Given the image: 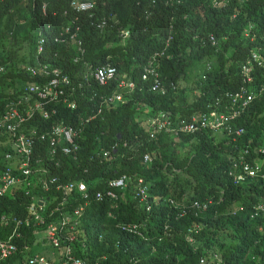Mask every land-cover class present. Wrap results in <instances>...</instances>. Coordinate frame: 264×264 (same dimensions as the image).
I'll use <instances>...</instances> for the list:
<instances>
[{"label":"trees","instance_id":"trees-1","mask_svg":"<svg viewBox=\"0 0 264 264\" xmlns=\"http://www.w3.org/2000/svg\"><path fill=\"white\" fill-rule=\"evenodd\" d=\"M68 1L0 0V110L5 109L6 102L12 103L25 82L31 81L25 74L27 65L43 75L53 69L65 73L81 61L94 67L110 62L117 72L116 78L103 86L92 78L82 79V66L76 68L65 87L57 81L55 88L68 91V98L79 103L93 120L83 124L80 136L74 137L75 148L83 150L77 164L71 162V152L59 151L51 141L37 140L42 151L52 150L60 164L58 175L47 173L46 179L58 187L70 184L64 199L35 182L28 188L19 182L11 194L0 197V216L6 221L0 219V238L11 233L15 219H29L27 226L16 227L19 230L22 226L24 230L20 231L26 238L12 237L17 251L0 260V264L26 263L31 257L45 254L43 246L48 240L40 237V232L50 222L59 228L64 226L62 218L70 216L67 206L54 210L57 201L80 208L71 240L74 246L87 245L76 252L82 264H197L200 258L211 262L208 264H264V220L249 217L259 179H237L244 163L249 164L254 157L264 161V65L255 66L251 58L258 46L264 55V43L243 36L262 26L263 15L258 11L261 0H230L221 10L212 6L216 0H155L153 12L146 19L143 14L148 9L147 0H139V5H135L138 0H107L98 6L97 12L112 14L116 26L128 28L126 37L118 36L115 27L99 30L91 26L85 13L75 14L67 9ZM235 8L236 16L231 18ZM172 14L175 22L168 29L167 16ZM182 14L188 17L186 24L181 20ZM73 26L78 28L79 48L63 31L67 27L72 32ZM206 30L214 31L213 43L202 46L200 36ZM167 34L171 35L168 57L161 55L151 74L152 65L147 63L150 50L157 36ZM119 40L120 45H109ZM73 56L79 61L73 63ZM121 74L132 83L131 88L117 90L121 91L122 102L106 103L96 111L92 101L81 99L88 94H108ZM240 75L253 96L238 122L250 139V146L239 160H234V166L232 161L228 163L208 153L210 141L204 139L205 133H193L176 142L163 136L147 139L142 114L136 107L145 111L147 106H157L189 114L202 109L205 100L211 102L224 90L235 87ZM156 79L164 81L163 96L149 90ZM60 96L67 99V93ZM17 109L21 112L20 107ZM61 120L76 124L67 114ZM17 135L0 134V171L5 164L3 155L13 156L9 144ZM112 141L117 142V147L111 160L107 164L93 163L82 175L80 170L88 165L90 153ZM183 147L186 150L180 152ZM146 153L150 158L143 160ZM163 166L181 168L185 176L162 185ZM260 170L264 172V166ZM120 174L125 176L123 184H112ZM74 175L83 181L81 190L73 186ZM140 180L149 198L156 196L160 186L163 195L177 200L195 196L211 203L195 216L191 212L174 216L177 208L173 204L160 206L157 211L142 210L141 204L146 201L140 200L136 192ZM38 198L45 200L46 208L36 203ZM31 203L36 209H44L42 223L36 224L27 214ZM236 207L238 210L233 212ZM73 219L68 223H73ZM35 229L38 233L33 235ZM136 231L138 236L134 235ZM253 239L257 240L254 245ZM211 252L217 253L219 262L212 261ZM47 258L55 260L52 256Z\"/></svg>","mask_w":264,"mask_h":264},{"label":"clouds","instance_id":"clouds-1","mask_svg":"<svg viewBox=\"0 0 264 264\" xmlns=\"http://www.w3.org/2000/svg\"><path fill=\"white\" fill-rule=\"evenodd\" d=\"M106 1L107 0H69L67 9L73 11L75 14L85 13L87 18L90 20V25L99 30H103L106 27H115L118 36L126 37L129 31L128 28L116 26L117 20L112 16V14H103L102 10L97 12L96 8L100 5H104ZM147 1L148 5H146L148 6V9L144 11V19L149 17L156 4L155 0ZM229 1L230 0H216L212 3V6L217 10H221L228 5ZM139 3V0L135 1V5H139ZM169 3L175 6L173 1ZM258 6V11L263 15L260 21L262 26L258 29H250L249 33L243 36L249 37L250 41L257 38L264 43V0H261ZM41 9L44 11L43 5L41 6ZM236 13L237 12L235 8L234 11L230 13V17L234 18ZM182 19L185 20L186 24L188 17L185 14H182L181 20ZM109 20L111 23H109ZM167 20L168 29H171L173 23L175 22V16L173 14L169 15L167 16ZM142 25L143 24L140 26ZM250 26L251 24H248V27ZM142 29L146 31L143 26ZM77 30L78 28L73 26L72 32H68V28L66 27V31L64 32L67 36H69V39L76 41L77 48H79L80 41L76 36ZM213 32L214 31L212 30L204 31L200 36V45L203 46L206 42L213 43ZM58 35H61V33L59 32ZM170 40V34H167L166 37L157 36L154 40L153 48L150 50V55L147 58L148 65H152V68L149 69V73L152 74L154 66V68L157 69L161 55L165 58L168 57L166 50H170ZM62 41L63 39L61 42ZM121 43L122 40L116 42L111 41L109 45L114 46L120 45ZM251 58L255 66L264 65V55L263 52L260 51L259 46L256 52H252ZM71 60L73 63L78 62L79 57L73 56ZM78 66H82V70L84 71L82 79H85L86 77L92 78L98 85H106L111 79L116 78L117 72L115 71L114 65L110 62H106L102 65L94 67L91 66L87 61H81ZM76 68H71L65 73H63V70L59 71L57 69H53L48 74L39 75L33 66H25V74L28 75L27 78L31 79V81L29 83L25 82L20 90V93L17 92L16 98L12 99V103L6 102L3 106L5 109L0 110V134L9 132L12 135L14 133H18L16 138L21 136L24 140L29 141L31 151L33 148V155H31L30 151L27 165L32 174H26L29 177L28 179L31 180V184L26 186L24 185V188L30 187L32 183L35 182L50 190L51 192H57L58 195L63 193V196L67 194L68 188H70V184H64L63 186L58 187L55 183H53L52 180L46 179L47 173L58 175L57 170L60 168V164L56 162L52 150L44 152L42 151L37 140L40 142H46L50 141L51 138H55V140L51 143L56 145L59 151H62L63 153L71 152V162L76 164L78 163L80 154L83 152V150L81 148H75L74 137L76 135L80 136L81 129L83 128L82 125L93 120V116L86 114V110H84L79 105V103L69 99L68 91L62 88H55L58 80L64 87L68 85V82L70 83V76L74 73ZM101 68H104L105 72L101 78H98L95 76V73ZM169 85L172 87V83H169ZM129 87H132V83L126 79L124 74H121L120 77L117 78L112 89L109 90L108 94H88L81 99L84 101L87 100L86 102L92 101L91 103L96 105L95 110L100 111L101 106L106 103L122 102L123 98L121 91L117 90ZM149 90L159 94L158 96H163L162 94L165 91L164 81H160L159 79L152 80ZM63 93H67V99L60 96V94ZM252 100L253 96L250 95V88L246 86L244 76L240 75V79L235 87L224 90L219 95L214 97L211 102L205 100L202 109L193 111L189 114H180L176 110L159 108L157 106H147L145 111L140 110L138 107L135 109L139 110L142 114L141 119L145 125V132L148 140H153L157 137L163 136L168 138V140L171 142H176L179 141L181 137L187 139V137L193 133H205L204 139L206 141H210V150L208 153L218 156L222 160H226L228 163L232 161L231 165L234 166L236 163L234 160H239L242 157V154L246 153L247 148L250 146V139L247 137L244 128L238 122L241 119V114L247 110ZM17 107L21 108V112L18 111ZM8 112H14L15 114L12 117L2 120V117ZM66 114L69 115L71 119H74L73 123L76 124L71 125L69 124L70 121H62L61 118L63 119V116ZM7 125L12 126V132L7 130ZM68 127L70 130H75L76 134L73 136L69 135V139L67 140L63 137L62 130L67 129ZM116 135L119 136L118 134ZM262 138L264 139V134ZM15 142V140H11V143L9 144L10 150L14 157L10 153H5L3 155L5 167L11 166L16 161V156L18 155L19 151ZM185 146L187 147V144H185ZM116 147L117 142L112 141L107 147L95 149L87 157L88 165L83 167L80 170V173L82 175L86 174L93 163L107 164L111 160L112 152L115 151ZM190 147L192 148V146ZM104 150H109V158H107L106 155H103ZM185 150L186 148L183 147L180 152ZM6 154H8V157L5 156ZM193 154L194 153L192 152L191 155L193 156ZM147 158H150L149 153H146V155L142 156L143 160ZM17 164L18 163L16 161L14 165L16 166ZM262 166H264V161H262V158L254 157L251 159L249 164H243L242 171L237 175V179H244V177H255L259 179L260 185L258 184V186L255 187L254 199H252L250 203L251 212L249 217L253 218L259 216L264 220V172L260 170ZM166 170L168 172L167 174ZM11 171L13 173H17L18 169H13V167H11ZM161 171L164 177V182L162 185L174 182L185 176L183 170L178 167L163 166ZM26 175L21 174L20 178H24ZM71 177L74 178V188L81 190L83 188V181H78L76 175ZM121 177L124 182L125 176L123 174H120L118 177L113 179L112 182ZM79 184L82 185L81 188L79 187ZM159 187L156 191V196H151L149 198L148 193H145L146 189L142 186V180L139 181V188H136V192L141 196L140 200L146 201L145 204H141L142 210L151 211L154 208L157 211L160 206H168L169 204H173V206L177 208V211H174V216L183 217L185 214L190 212L191 215L195 216L201 215L206 210L207 205L211 203L209 199H196L195 196L188 199L185 196L177 200L172 196L163 195L160 192ZM59 189L60 191H58ZM13 190L14 188H12L9 193L4 195L6 196L11 194ZM39 202L43 208H46L47 203L43 198H40ZM60 204H62V202L57 201L55 207ZM64 205L67 206L70 216L74 218L72 221L73 223L66 222V224L60 228L56 226V228H58L56 232V236H58V243L56 246H54L52 242L47 239L46 236H44V231L40 232L39 236L45 237L48 240V243L43 246V248L46 249V252L44 251L45 254L43 256L62 257L65 250L68 249L67 255L69 256V259L66 260L64 264H82L83 260L76 254V252L83 250L87 247V245L82 244L79 246H74L71 240V234L75 230V225L78 223L77 218L80 208H71L68 202ZM43 208L42 210H44ZM235 210H238V208H234L233 212ZM73 212H76L77 215H74ZM260 229L261 228L259 227L258 230ZM34 231L35 234L33 235H36L38 232L36 229ZM247 234L250 235L248 232ZM134 235L138 236L139 234L137 235L136 231L134 232ZM256 243L257 240L253 239L252 244L254 245ZM23 244L24 243L20 244V247ZM248 249L252 250L251 248ZM16 251L17 246L15 252L12 255H14ZM211 258L212 261H220V259L217 258L216 252H211ZM208 263L211 262H203V258H200L197 264Z\"/></svg>","mask_w":264,"mask_h":264},{"label":"built area","instance_id":"built-area-1","mask_svg":"<svg viewBox=\"0 0 264 264\" xmlns=\"http://www.w3.org/2000/svg\"><path fill=\"white\" fill-rule=\"evenodd\" d=\"M64 31H66V28L64 29ZM104 72H105L104 68L98 69L95 73V76L98 78H101ZM14 114H15L14 112H8L6 115L2 117V120L14 116ZM0 124H1V120H0ZM6 128L10 132H12V129H13L12 126L7 125ZM75 134H76V131L73 129L70 130L69 127L67 129L62 130V135L67 140L69 139V135L73 136ZM54 140L55 138H51L50 141L52 142ZM15 141H16L15 143H16V147L18 148L19 153L16 156V161L18 164L15 166L14 165L16 162L15 161L13 164V169L17 168L18 172L13 173L11 171V166L5 167L4 165L3 169L0 171V197L6 193H9L11 189L14 188V186H16L17 183L19 182H23L25 186L31 184V180H29L28 179L29 177L26 175V174H32L31 170H29V168L27 167L29 154L31 151L29 141L24 140L21 136L17 137ZM103 155H106V157L109 158L110 156L109 150H104ZM5 156L8 157V154H6ZM21 174L26 175L27 179L26 177L20 178ZM112 183L115 185H121L123 183V179L121 177ZM79 187L81 188L82 185L79 184ZM61 198L64 199L63 193L61 194ZM38 202H39V198L36 201V203ZM64 207L65 205L62 203L56 206L54 210L63 209ZM41 212H42V208L36 209L33 203H31L27 207V214L29 215V217L30 216L32 217V220L36 224L42 223V220H43L42 213L43 212L42 213ZM73 214L77 215L76 212H73ZM48 215H51V212H48ZM0 219L3 220V223H6L3 216H0ZM70 219H71L70 216H64L62 218L61 223L69 222ZM28 223H29V219L27 218H23L22 220L15 219L14 220L15 226L13 230L11 231V233L7 235L5 238H0V260L12 255L15 252L16 246L11 242L12 237L16 238L17 240H23L26 238V235L24 234V232L20 231L22 229V226L20 227L19 230H17L16 227L19 226L20 224L27 226ZM57 229L58 228H56V224H53L51 222L48 223L46 225V228L44 229V236H46V238L49 239L54 246H56L58 243V236H56ZM67 252H68V249L65 250L62 257L56 256L55 262L51 261L50 259L44 256H36V257L29 258L24 264H64L65 261L69 259Z\"/></svg>","mask_w":264,"mask_h":264}]
</instances>
